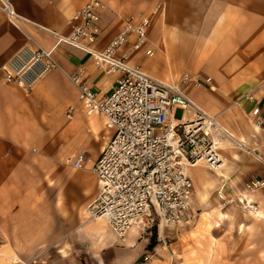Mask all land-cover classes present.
I'll return each instance as SVG.
<instances>
[{"label":"crops","instance_id":"obj_1","mask_svg":"<svg viewBox=\"0 0 264 264\" xmlns=\"http://www.w3.org/2000/svg\"><path fill=\"white\" fill-rule=\"evenodd\" d=\"M87 1L13 0L15 21L0 7V67L28 44V37L52 51L58 65L31 89L0 82V264H144V258L146 264H169L154 213L149 227H132L124 241L106 221L86 215L99 191L93 168L112 131L102 115H87L69 77L82 74L101 97L109 96L121 77L58 42L57 35H70V23ZM100 1V33L92 48L102 51L127 21L148 18L146 46L131 53L130 37L119 54L127 52L128 64L151 79L177 87L247 148L225 143L216 152L219 166L188 169L189 209L181 224L164 228L179 262L192 260L185 238L204 220L211 223L208 237L220 220L239 218L246 210V228L264 231V222L255 225L264 219V189L245 190L248 183L264 180V0ZM147 50L152 55L146 56ZM254 107L260 109L259 128L250 114ZM79 156L84 161L75 168ZM219 192L231 203L220 205ZM243 198L255 209H243ZM211 252L207 248L200 256L204 263L210 264Z\"/></svg>","mask_w":264,"mask_h":264},{"label":"built area","instance_id":"obj_2","mask_svg":"<svg viewBox=\"0 0 264 264\" xmlns=\"http://www.w3.org/2000/svg\"><path fill=\"white\" fill-rule=\"evenodd\" d=\"M12 1L0 0V7L9 20L15 21ZM102 8L100 0H88L73 17L70 35L56 37L58 42L89 54L98 69L121 74L115 89L106 97L93 93L82 74L69 78L78 89L87 115H102L112 131L93 168L99 191L88 207L87 217L106 221L124 241L132 227H149L152 213L161 225L181 224L192 199L188 169L197 165L219 166L216 152L225 143L233 142V138L177 87L151 79L140 67L128 64L127 52L119 54L130 37H134L129 48L131 53L146 46L151 25L148 18L141 16L136 21H127L102 51L94 50L92 45L100 33L98 11ZM159 8L154 11L158 12ZM27 41V45L0 67V82L31 89L58 68L52 51L41 48L29 37ZM145 54L150 56L152 51L147 50ZM182 82L187 85L188 79L183 77ZM246 99L252 102L254 98L248 94ZM178 110L179 118L175 117ZM250 114L259 128L262 125L260 109L254 107ZM67 118L71 119V115ZM83 161L79 156L74 167L79 168ZM261 189H264V180L252 181L245 187L247 192ZM217 196L223 203H231L221 192ZM242 203L244 209H255L245 198ZM161 244L169 264H181L178 250L162 237ZM148 261L149 258H144L143 263Z\"/></svg>","mask_w":264,"mask_h":264},{"label":"rangeland","instance_id":"obj_3","mask_svg":"<svg viewBox=\"0 0 264 264\" xmlns=\"http://www.w3.org/2000/svg\"><path fill=\"white\" fill-rule=\"evenodd\" d=\"M219 204L224 205L225 203ZM243 211V216L241 215L240 219L232 216L220 220L218 226L213 229L208 237L205 235H208L211 229L209 220L201 222L198 229H191V233L185 238L190 245L189 249L191 247L193 249L190 250L193 254L189 264H206L200 256L207 251V248L212 250L210 264H217L218 260L219 264H264V233H262L264 231L261 228L248 230L246 228L250 222L248 212ZM196 222L193 220L190 226L195 228ZM261 222H264V219H256L255 225L261 224ZM161 237L164 238L162 230ZM210 241L212 242L211 245L208 244ZM215 248L217 249L215 250Z\"/></svg>","mask_w":264,"mask_h":264},{"label":"bare ground","instance_id":"obj_4","mask_svg":"<svg viewBox=\"0 0 264 264\" xmlns=\"http://www.w3.org/2000/svg\"><path fill=\"white\" fill-rule=\"evenodd\" d=\"M180 115H181V112L178 110L177 112H176V114H175V117H177V118H179L180 117ZM220 125V124H219ZM221 126V125H220ZM223 129H225L227 132H229L230 133V135L232 136V138H233V142L236 144V146H238V148H242V149H244V150H246L247 148L244 146V142H239L237 139H236V137H235V135L234 134H232L229 130H227L224 126H221ZM234 143L232 144V145H234ZM231 144V143H230ZM246 148V149H245ZM197 166H199V165H197ZM194 167H196V166H194ZM193 168V167H192ZM214 168H216V167H214ZM190 169V168H189ZM250 193H254V192H250ZM88 212V209L86 210V215L88 214L87 213ZM220 215V217H222V215H223V213H220L219 214ZM92 221V220H91ZM176 226V225H175ZM162 227V232H163V234L165 235V230H164V228L165 227H168V226H164V225H162L161 226ZM161 235V234H160Z\"/></svg>","mask_w":264,"mask_h":264}]
</instances>
